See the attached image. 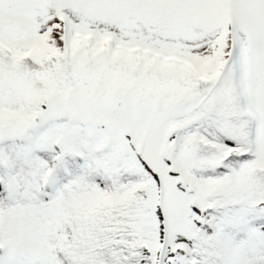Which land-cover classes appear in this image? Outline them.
Listing matches in <instances>:
<instances>
[{"label": "snow or ice", "instance_id": "1", "mask_svg": "<svg viewBox=\"0 0 264 264\" xmlns=\"http://www.w3.org/2000/svg\"><path fill=\"white\" fill-rule=\"evenodd\" d=\"M0 264H264V0H0Z\"/></svg>", "mask_w": 264, "mask_h": 264}]
</instances>
